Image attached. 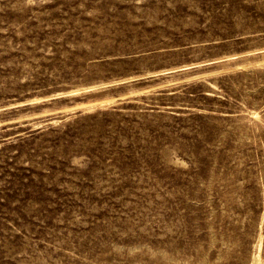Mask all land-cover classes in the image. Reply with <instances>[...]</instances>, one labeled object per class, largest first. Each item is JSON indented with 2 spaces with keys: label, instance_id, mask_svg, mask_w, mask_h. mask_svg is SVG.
<instances>
[{
  "label": "rangeland",
  "instance_id": "rangeland-1",
  "mask_svg": "<svg viewBox=\"0 0 264 264\" xmlns=\"http://www.w3.org/2000/svg\"><path fill=\"white\" fill-rule=\"evenodd\" d=\"M263 47L264 0H0V264L264 261Z\"/></svg>",
  "mask_w": 264,
  "mask_h": 264
},
{
  "label": "bare ground",
  "instance_id": "bare-ground-1",
  "mask_svg": "<svg viewBox=\"0 0 264 264\" xmlns=\"http://www.w3.org/2000/svg\"><path fill=\"white\" fill-rule=\"evenodd\" d=\"M264 48V47H263ZM262 49V48H261ZM262 59H264V58H262ZM261 59V61L263 62V60ZM259 61V60H258ZM255 63H256V60H255ZM259 63H257V65H258ZM73 92H75V91H63V92H60V91H58V92H55L54 94H52V96H55V97H61V96H63V95H67V94H70V93H73ZM51 96V95H50ZM49 98V97H48ZM259 245H260V240H259V243H258ZM258 245V247H259V249H260V246ZM257 249V248H256ZM255 253V252H254ZM261 258H263L261 255H260V250L254 255V257H253V259H252V261H254L255 262V264H263V262L264 261H262V259ZM253 263V262H252Z\"/></svg>",
  "mask_w": 264,
  "mask_h": 264
},
{
  "label": "water",
  "instance_id": "water-1",
  "mask_svg": "<svg viewBox=\"0 0 264 264\" xmlns=\"http://www.w3.org/2000/svg\"><path fill=\"white\" fill-rule=\"evenodd\" d=\"M61 97H62V96H61ZM52 98H58V97L52 96Z\"/></svg>",
  "mask_w": 264,
  "mask_h": 264
}]
</instances>
